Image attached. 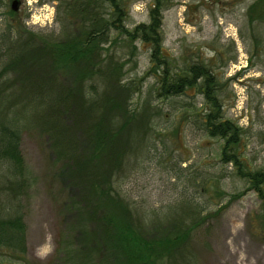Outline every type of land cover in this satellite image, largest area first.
<instances>
[{
  "label": "rangeland",
  "instance_id": "374dc122",
  "mask_svg": "<svg viewBox=\"0 0 264 264\" xmlns=\"http://www.w3.org/2000/svg\"><path fill=\"white\" fill-rule=\"evenodd\" d=\"M13 1L4 0L0 9V38L17 24L11 19ZM17 1L23 29L63 39L69 29L76 32L90 23L82 9L91 8L89 0ZM156 1L119 0L125 13L121 23L129 29L148 23ZM257 1L161 0L167 64L156 74L150 71V44L111 29L103 45L104 55L115 56L121 82L134 91L131 102L141 113L116 187L145 232L189 233L162 264H264V195L239 175L237 165L221 160L224 141L205 131L204 79L181 95L159 96L166 66L173 80L193 66L208 68L224 118L242 129L245 166L264 172V14L249 11ZM95 10L112 20L110 0H101ZM5 61L0 56V72ZM2 81L0 75V109L7 91ZM21 149L29 180L21 209L26 250L10 258L0 247V264H110L113 255L107 248L92 250L95 246L77 239L80 221L71 207V191L45 139L23 129Z\"/></svg>",
  "mask_w": 264,
  "mask_h": 264
},
{
  "label": "trees",
  "instance_id": "16d2710c",
  "mask_svg": "<svg viewBox=\"0 0 264 264\" xmlns=\"http://www.w3.org/2000/svg\"><path fill=\"white\" fill-rule=\"evenodd\" d=\"M89 1L91 8L84 5L82 9L87 10L84 20L90 23L76 32L69 29L63 39L23 29V21L16 17L18 10L13 9L11 19L17 24L1 35L0 56L7 61L0 75L7 91L0 109V247L6 248L10 258H19L26 250L21 213L29 187L21 149L25 129L45 139L52 161L59 166L58 175L71 191V207L80 221L77 239L83 246L107 248L113 255L110 264H162L187 241L189 233L171 230L157 236L145 232L116 187L125 171L129 135L141 113L131 102L134 91L121 82L115 56L102 52L109 42L108 32L116 30L130 41L150 44V71L158 73L167 64L162 2L156 1L148 23L129 29L121 23L125 13L119 0H110L111 21L97 16L95 8L101 0ZM3 4L0 0V9ZM249 11L264 14V0L251 5ZM200 78L209 104L205 131L224 141L221 160L237 165L239 175L264 195V172L245 166L240 150L242 129L224 118L208 68L193 66L187 75L173 80L166 66L159 96L181 95L186 87H198Z\"/></svg>",
  "mask_w": 264,
  "mask_h": 264
},
{
  "label": "water",
  "instance_id": "95a60500",
  "mask_svg": "<svg viewBox=\"0 0 264 264\" xmlns=\"http://www.w3.org/2000/svg\"><path fill=\"white\" fill-rule=\"evenodd\" d=\"M18 5H19V2L17 1V0H14L13 2H12V9L13 10H18Z\"/></svg>",
  "mask_w": 264,
  "mask_h": 264
}]
</instances>
